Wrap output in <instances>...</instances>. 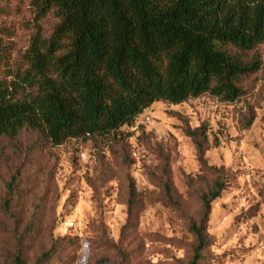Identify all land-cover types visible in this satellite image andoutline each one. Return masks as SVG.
Here are the masks:
<instances>
[{"label": "rangeland", "instance_id": "obj_1", "mask_svg": "<svg viewBox=\"0 0 264 264\" xmlns=\"http://www.w3.org/2000/svg\"><path fill=\"white\" fill-rule=\"evenodd\" d=\"M28 20L26 3H0L11 59L27 47ZM259 53L260 72L231 104L208 96L154 103L107 140L53 147L30 131L16 142L0 138V207L7 201L9 209V216L0 209V252L15 224L20 231L34 220L42 229L30 262L50 251L51 264H187L188 225L218 180L225 189L204 225L201 264H264V44ZM198 128L201 161L186 136ZM18 170L9 201L7 185Z\"/></svg>", "mask_w": 264, "mask_h": 264}, {"label": "trees", "instance_id": "obj_2", "mask_svg": "<svg viewBox=\"0 0 264 264\" xmlns=\"http://www.w3.org/2000/svg\"><path fill=\"white\" fill-rule=\"evenodd\" d=\"M14 1L26 3L29 35L24 52L11 59L0 27V138L10 142L24 131L53 147L107 140L154 103L208 96L231 104L262 68L264 0ZM186 136L201 161L202 130ZM19 175L7 185L9 201ZM224 189L216 180L199 198L198 219L188 225L187 264H201L204 225ZM7 204L0 207L4 216ZM21 226L5 240L0 257L9 255L2 264L57 262L50 251L30 262L27 252L42 225L30 220Z\"/></svg>", "mask_w": 264, "mask_h": 264}]
</instances>
